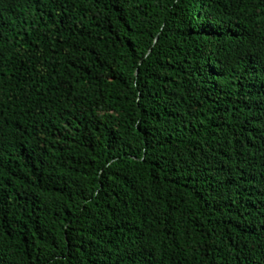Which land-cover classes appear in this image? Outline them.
Listing matches in <instances>:
<instances>
[{
  "label": "trees",
  "instance_id": "trees-1",
  "mask_svg": "<svg viewBox=\"0 0 264 264\" xmlns=\"http://www.w3.org/2000/svg\"><path fill=\"white\" fill-rule=\"evenodd\" d=\"M0 264H264V0H0Z\"/></svg>",
  "mask_w": 264,
  "mask_h": 264
}]
</instances>
